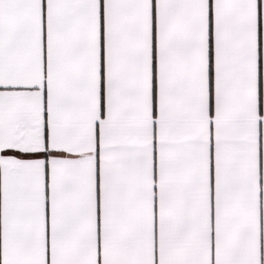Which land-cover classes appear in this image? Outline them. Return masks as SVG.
I'll return each instance as SVG.
<instances>
[{"label":"snow or ice","instance_id":"1","mask_svg":"<svg viewBox=\"0 0 264 264\" xmlns=\"http://www.w3.org/2000/svg\"><path fill=\"white\" fill-rule=\"evenodd\" d=\"M0 264H264V0H0Z\"/></svg>","mask_w":264,"mask_h":264},{"label":"crops","instance_id":"2","mask_svg":"<svg viewBox=\"0 0 264 264\" xmlns=\"http://www.w3.org/2000/svg\"><path fill=\"white\" fill-rule=\"evenodd\" d=\"M210 3H211V0H210Z\"/></svg>","mask_w":264,"mask_h":264}]
</instances>
